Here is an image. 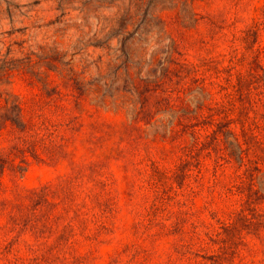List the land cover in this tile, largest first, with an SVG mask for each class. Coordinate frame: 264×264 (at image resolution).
I'll list each match as a JSON object with an SVG mask.
<instances>
[{"label": "trees", "instance_id": "16d2710c", "mask_svg": "<svg viewBox=\"0 0 264 264\" xmlns=\"http://www.w3.org/2000/svg\"><path fill=\"white\" fill-rule=\"evenodd\" d=\"M262 30L264 11L261 19L233 33L222 53L200 65L174 42L162 52L163 62L155 69L150 66L142 78L127 69L134 97L127 110L132 111V122H144L147 139L168 148L153 154L148 147L142 159L143 189L150 206L135 224L136 240L122 244L125 250L149 253L178 239L183 248L216 252L218 260L232 263L242 261L249 250L247 236H260L264 229ZM10 75V70L0 73V133L11 137V147L0 150V253L27 250L43 254L44 264H68L60 256L82 248L95 250L113 232L109 179L94 178L102 166L92 163L76 172L69 186L58 192L59 198L48 186L6 195L2 180L7 171L16 178L25 172L29 157L56 159L69 141L66 131L73 129V120L65 123L59 108L56 119L42 108H26L6 87ZM86 178L101 192H85ZM202 193L206 202L195 213L194 200ZM91 204L100 209L92 220ZM60 205L63 213L55 215ZM49 255L55 260L46 259Z\"/></svg>", "mask_w": 264, "mask_h": 264}, {"label": "rangeland", "instance_id": "374dc122", "mask_svg": "<svg viewBox=\"0 0 264 264\" xmlns=\"http://www.w3.org/2000/svg\"><path fill=\"white\" fill-rule=\"evenodd\" d=\"M263 11L264 0H0V73L11 72L5 86L26 108H42L51 118L59 108L65 123L73 120L60 156L43 161L29 157L25 172L16 178L6 172V195L48 186L59 198L76 172L92 163L102 166L94 178L109 179L114 213L113 232L103 238L107 243L61 259L68 264H264V229L259 237L247 236L249 250L242 261L232 263L218 260L216 252L183 248L178 239L149 253L122 247L136 240L135 224L150 206L142 159L148 147L153 154L168 148L147 139L144 122H132V111L127 110L134 97L127 69L142 78L150 66L155 69L163 62L162 52L174 42L200 65L222 53L232 34L261 19ZM259 40L264 44V30ZM121 106L124 109H117ZM10 140L7 132L0 133V150H8ZM83 190L101 192L88 178ZM205 202L202 193L193 211L202 210ZM63 209L60 205L55 215ZM88 209L90 220L100 213L93 204ZM43 259V254L27 250L0 253V264H41Z\"/></svg>", "mask_w": 264, "mask_h": 264}]
</instances>
